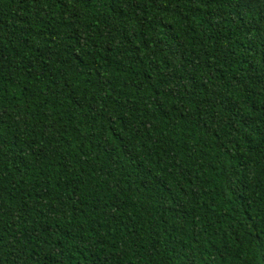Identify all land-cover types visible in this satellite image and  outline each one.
I'll use <instances>...</instances> for the list:
<instances>
[{
    "label": "trees",
    "instance_id": "obj_1",
    "mask_svg": "<svg viewBox=\"0 0 264 264\" xmlns=\"http://www.w3.org/2000/svg\"><path fill=\"white\" fill-rule=\"evenodd\" d=\"M0 264H264V0H0Z\"/></svg>",
    "mask_w": 264,
    "mask_h": 264
}]
</instances>
